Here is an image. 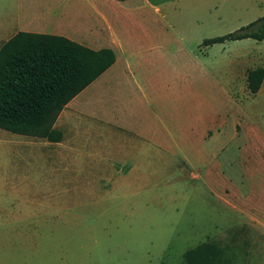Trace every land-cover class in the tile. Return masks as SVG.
I'll return each instance as SVG.
<instances>
[{"label": "rangeland", "instance_id": "obj_1", "mask_svg": "<svg viewBox=\"0 0 264 264\" xmlns=\"http://www.w3.org/2000/svg\"><path fill=\"white\" fill-rule=\"evenodd\" d=\"M100 5L111 36L102 27L101 38L88 43L115 51L128 46L138 71L134 78L123 68L105 93L94 90L96 99H104H97V113L114 117L122 131L144 127L146 140L166 132L167 125L174 136L168 150L144 151L143 182L99 185L118 194L109 201L114 206L89 217L91 228L77 233L95 255L89 263L188 264V250L223 235L216 264H264V81L255 94L247 82L249 69L264 66V40L204 45L205 39L264 16V0H100ZM143 80L144 97L138 87ZM14 136L26 141L0 145V195L59 187L51 178L128 170L123 163L113 169L68 163L46 140L29 144L30 137ZM50 235L0 231V264H64L71 256L63 243L75 233H64V240L56 233L57 243Z\"/></svg>", "mask_w": 264, "mask_h": 264}, {"label": "crops", "instance_id": "obj_2", "mask_svg": "<svg viewBox=\"0 0 264 264\" xmlns=\"http://www.w3.org/2000/svg\"><path fill=\"white\" fill-rule=\"evenodd\" d=\"M148 2L149 0H146V3ZM106 23L102 19L100 0H0V49L19 32L59 35L88 45L89 40L95 42L101 38L104 32L102 27L107 30ZM111 29L109 26L106 31L108 36ZM88 47L94 46L89 44ZM105 47L115 51L111 45L97 49ZM127 49L128 51H115L116 60L112 66L63 108L55 122V128L63 132V139L53 142L39 138L46 140V146L53 147L55 155H59L62 161L69 163L70 159H73L83 166L105 169H113L117 164L123 163L128 167L127 172L87 176L75 180L64 177L51 178V185L60 183V186L48 191L6 192L0 195V231L51 233V243H57L58 237L61 240L68 239L64 233H75L71 240L63 243L68 249V256H71L67 261L64 260V264H90L89 260L95 257L92 249H86L83 242L79 241L77 233L91 228L94 219L92 218L90 224L89 217L92 214L101 215L104 210L114 206L109 201L118 194L110 190L102 191L99 185L103 181L109 184L143 182L144 151L168 150L166 146L169 136H174V132H171L166 124V132L158 136L154 133L153 139L146 140L144 127L140 131H122L112 122L114 117L105 118L97 113L95 104L101 97L96 99L95 89L100 88L99 90L105 93L104 87L113 83L117 77L115 73L123 68L135 78L134 71H138V67H134L133 51H130L128 46ZM120 57L122 61L118 64ZM139 84L144 97V80ZM89 88L93 90L83 95ZM14 135L20 134L0 128V145L21 144L26 141ZM177 135L180 133L177 132ZM26 137H30L27 139L29 144L32 139H38ZM69 183L79 185L71 188L64 186ZM95 188L99 190L95 191ZM224 202L226 205L231 204L236 210L245 212L243 208L227 199H224ZM257 222L261 225L259 219ZM223 239L224 236L221 235L206 243H214L220 249Z\"/></svg>", "mask_w": 264, "mask_h": 264}, {"label": "trees", "instance_id": "obj_3", "mask_svg": "<svg viewBox=\"0 0 264 264\" xmlns=\"http://www.w3.org/2000/svg\"><path fill=\"white\" fill-rule=\"evenodd\" d=\"M264 40V16L236 32L204 40ZM116 60L112 48L93 49L63 36L19 32L0 49V128L15 134L61 141L55 122L63 108ZM264 66L249 69L248 88L257 93ZM220 252L203 243L185 253L188 264H216Z\"/></svg>", "mask_w": 264, "mask_h": 264}]
</instances>
